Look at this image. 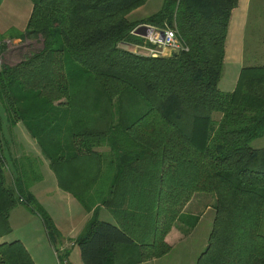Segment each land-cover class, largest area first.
I'll return each instance as SVG.
<instances>
[{
    "label": "trees",
    "instance_id": "obj_1",
    "mask_svg": "<svg viewBox=\"0 0 264 264\" xmlns=\"http://www.w3.org/2000/svg\"><path fill=\"white\" fill-rule=\"evenodd\" d=\"M31 1L27 33L42 46L0 68V238L18 204L55 228L32 192L48 160L59 186L92 213L77 238L84 264L167 255L166 236L185 224L197 192L216 202L196 264H264V147L252 145L264 136V64L243 67L233 91L219 87L239 0H164L141 22L127 14L147 0ZM139 24L174 27L188 49L131 50L144 41ZM4 122L13 138L22 122L42 151L14 156L10 184ZM101 206L115 223L100 219ZM125 245L132 251H119ZM0 264L35 262L17 240L0 242Z\"/></svg>",
    "mask_w": 264,
    "mask_h": 264
},
{
    "label": "crops",
    "instance_id": "obj_2",
    "mask_svg": "<svg viewBox=\"0 0 264 264\" xmlns=\"http://www.w3.org/2000/svg\"><path fill=\"white\" fill-rule=\"evenodd\" d=\"M149 1L150 0L146 3ZM260 1L264 3V0ZM146 3L131 12L128 16L129 20H131L132 16L142 9ZM163 3L164 0H157L155 6L161 9ZM258 4L259 5H256L255 7V20L258 19V16L261 13V3ZM252 7L253 0H239L238 5L232 13L225 45L223 74L219 83V87L223 91H233L237 86L242 68L246 66H253L250 63H246L247 60L245 57L246 41L248 38L247 34L249 32H253V29L250 27L251 18L253 16ZM32 10L33 2L31 0H0V26L22 25L24 32H26ZM144 18L147 17H138V19L134 20ZM5 31V29L0 27V39L5 43L3 46V64L15 65L21 62L25 56L31 52L26 53L24 49H26L27 46L34 48L37 41L41 39H28L24 44H18L17 41H19L21 36L24 34L20 36H9L5 35ZM250 39L252 40L251 36ZM57 103H59V101L55 102V104ZM3 131L4 134L5 131H8V135L10 134L9 127L6 122H4ZM12 131L13 136H17L18 143H20L19 141L22 138L32 146L36 156L42 155L40 146L31 137L22 122L17 123V125L12 128ZM42 167L44 170L46 168L47 174L50 175V188L46 191L47 194L41 195L39 190L36 189V185L34 188L32 187V192L38 201L51 214L55 223V228H48L40 216L33 213L26 205L18 204L10 213L9 222L11 225V232L1 237L0 242L21 241L31 254L35 264H57L61 261L65 263L66 260L68 264H84L81 251L77 243V238L90 220L92 213L88 212L83 207L74 194L60 188L55 174L49 168L48 160H44ZM195 195L197 194L195 193L194 196ZM49 197L51 199H49ZM193 200L194 199L191 198V200L187 203L183 210L184 212L188 210L192 211L191 206ZM208 206L212 208V205ZM99 217L113 223L116 222L114 215L105 206L100 207ZM184 227L185 226L182 224H176L166 236V241L170 245L175 244V242H179L178 244H180L184 239H186V237L184 238V234L187 232V229ZM181 236H183L182 240ZM132 249V246L125 245L121 246L119 251L123 250L125 253H128L131 252ZM162 257L154 258L138 264H155Z\"/></svg>",
    "mask_w": 264,
    "mask_h": 264
},
{
    "label": "rangeland",
    "instance_id": "obj_3",
    "mask_svg": "<svg viewBox=\"0 0 264 264\" xmlns=\"http://www.w3.org/2000/svg\"><path fill=\"white\" fill-rule=\"evenodd\" d=\"M156 1L157 0H152V1L150 0L148 3H146V5L142 7V9H140L136 14L132 16L131 20L135 22H141L145 18L139 19V20H134V19H138V17H148L149 15L157 12L160 8L155 6ZM258 3H261V7H260L261 13L259 14L260 17L258 16V19L255 20L254 18L256 17L255 7L256 5H259ZM134 10H132L131 12H133ZM131 12H129L127 16H129ZM252 14L253 16L251 18L250 27L251 29H253V32H249L247 34L248 38L246 41V56H245L247 60L246 63H250L251 65H263L264 64V3L261 2L260 0H258V2L257 0H253ZM141 25H144V24H139L138 26H136V28L140 27ZM0 27L6 30L5 35H9V36L19 35L20 36L24 34L23 36H21L20 40L17 41L18 44H24L25 42H27L28 39H38V37L34 35L30 36L27 33V28H26V32H24L22 25L0 26ZM139 32L141 33L137 32V34L143 37L144 41L143 43L137 44V45H140L143 47H149L150 46V44L148 43L149 41L144 36L146 34V30H142ZM250 36L252 37V40L250 39ZM42 42L43 40L39 39V41H37L36 46L34 48H32L31 46H27L26 49H24V51H26V53H29L31 51L29 54H32V52L37 51L38 49L41 48ZM135 47L136 45H133L130 49L135 48ZM141 52L147 53V51L144 49H141ZM166 53H168V56H171L169 54L170 52H166ZM3 59H4V51H3ZM3 112L4 111L1 105L0 106L1 115ZM220 116H221V113L219 112L215 113L214 115L216 119H219ZM3 136L6 137L5 139L10 141L9 147L12 148V156L7 155L8 168L6 169L7 182L10 184L13 182V177H14V175H12V172L15 173L14 169L9 168L11 167V163H13V159L16 156L20 157L24 153L29 154L32 157L36 155H35V151L33 150L32 146L29 143H27V141H25L24 139L21 138L19 141L20 143H18L17 136H14L13 138L10 134L8 135V131H5V134L3 133ZM2 142L4 143V139ZM252 145L255 148H263L264 147V136L255 139L252 142ZM49 168L51 169L50 164H49ZM40 170H41L42 178L40 181L36 182L33 185V188L37 185L36 189L39 190L41 195H45L47 194L46 191L48 190V188H50L49 185L51 184V178H50V175L47 174L46 168L44 170V168L41 166ZM51 170L55 174L57 178L56 180H58V177L56 173L54 172V170L53 169ZM60 188L65 190V188L61 186ZM196 194L197 195L195 196L193 195L194 197L192 196V198L194 199L192 202V206H191L192 211L188 210L185 212L184 221H183L185 224L182 223V225H184L185 226L184 228L186 229L190 228V225L193 226L195 224L194 227L189 229L187 232H185L184 238L186 237V239H184L180 244H178L179 242L178 243L175 242V244H171L170 252L164 257H162L161 259H159L155 264H196L199 255L207 247L208 239H209L210 232L213 226L212 225L213 219L215 216L214 215L215 214L214 205L216 202V196L214 193H205V192H197ZM49 199L51 198L49 197ZM208 205H212V208L209 207ZM181 237H182L181 238L182 240L183 236Z\"/></svg>",
    "mask_w": 264,
    "mask_h": 264
},
{
    "label": "built area",
    "instance_id": "obj_4",
    "mask_svg": "<svg viewBox=\"0 0 264 264\" xmlns=\"http://www.w3.org/2000/svg\"><path fill=\"white\" fill-rule=\"evenodd\" d=\"M148 25L149 28L146 29V34L144 35L146 39L152 44L149 47H143L136 44L135 48H132L131 50L135 52H141V49H144L147 51V53L143 54H150V55H163L168 56V53L172 56L173 54L180 53L183 50H187V46L183 43V41L179 38L177 34V30L174 27H157L154 25L144 24ZM139 30V27L135 28L133 31L135 34H137ZM5 43L0 39V68L3 64V46ZM133 45H130L129 48H131ZM58 264H61L60 262ZM63 264H68L67 260Z\"/></svg>",
    "mask_w": 264,
    "mask_h": 264
},
{
    "label": "water",
    "instance_id": "obj_5",
    "mask_svg": "<svg viewBox=\"0 0 264 264\" xmlns=\"http://www.w3.org/2000/svg\"><path fill=\"white\" fill-rule=\"evenodd\" d=\"M147 28H149L148 25H141V26L139 27L138 33H141V32H139V31L146 30ZM142 33H143V32H142ZM143 34H144V33H143Z\"/></svg>",
    "mask_w": 264,
    "mask_h": 264
}]
</instances>
